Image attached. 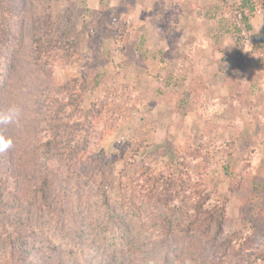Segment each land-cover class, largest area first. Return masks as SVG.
Listing matches in <instances>:
<instances>
[{"label": "rangeland", "instance_id": "374dc122", "mask_svg": "<svg viewBox=\"0 0 264 264\" xmlns=\"http://www.w3.org/2000/svg\"><path fill=\"white\" fill-rule=\"evenodd\" d=\"M11 107L0 264L19 246L31 264H159L153 176L179 205L173 264H264V0H0ZM213 206L219 236L196 213Z\"/></svg>", "mask_w": 264, "mask_h": 264}, {"label": "trees", "instance_id": "16d2710c", "mask_svg": "<svg viewBox=\"0 0 264 264\" xmlns=\"http://www.w3.org/2000/svg\"><path fill=\"white\" fill-rule=\"evenodd\" d=\"M243 17L245 24L248 26V28H251V24L249 22V18L245 15L243 12ZM237 28V27H236ZM239 29V28H237ZM64 117H67L66 115ZM64 117L59 116V120L54 122V124L51 126V133L53 134H59L62 129H60L65 124ZM58 119V117L56 118ZM45 138V135H44ZM41 139L42 147H43V155H44V164H45V172L47 171V168L49 167V162L52 157L53 153V146H51V142L47 140ZM46 175V174H45ZM47 176V175H46ZM45 176L44 183L41 185L43 194L46 193V184H47V177ZM1 179V178H0ZM151 182H153V187L144 188L141 190L142 196L146 197L149 201H154L155 203L159 204L164 209V225L165 229L163 231V237L160 243L155 247L154 255L157 256V262L159 264H173L172 261L169 258V251L171 250L174 236L177 235L179 232L178 225H180V217L176 216L177 212V206L170 203L168 200H166L165 192L166 187L162 186V181H160V177L153 176L152 178H149ZM131 200V198H130ZM202 205V204H201ZM112 212V211H111ZM110 212V215L112 216V213ZM197 216L202 217L204 220L211 219L214 221L216 226V235H220L223 233L224 228V211L222 208L219 209V206H213L211 208H203L199 207L196 210ZM212 248H215V244L213 243ZM216 249V248H215ZM213 254V253H212ZM214 256V255H213ZM6 263L7 264H31L30 261H25L26 256H23V251L19 248H14L13 252L6 257ZM200 262V261H199ZM203 262V261H202ZM35 263V262H34ZM32 263V264H34ZM203 264H209V262H203Z\"/></svg>", "mask_w": 264, "mask_h": 264}, {"label": "clouds", "instance_id": "9594fccd", "mask_svg": "<svg viewBox=\"0 0 264 264\" xmlns=\"http://www.w3.org/2000/svg\"><path fill=\"white\" fill-rule=\"evenodd\" d=\"M19 117V109L11 107L7 112L0 113V124L7 125L15 122ZM13 145V141L10 138L0 136V152L7 151Z\"/></svg>", "mask_w": 264, "mask_h": 264}]
</instances>
